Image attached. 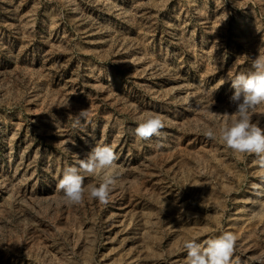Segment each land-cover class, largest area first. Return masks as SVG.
I'll return each mask as SVG.
<instances>
[{
    "label": "rangeland",
    "instance_id": "1",
    "mask_svg": "<svg viewBox=\"0 0 264 264\" xmlns=\"http://www.w3.org/2000/svg\"><path fill=\"white\" fill-rule=\"evenodd\" d=\"M259 50L264 0H0V264H184V239L223 231L253 264L262 170L203 130ZM149 113L166 127L140 140ZM98 144L122 172L109 203H65L64 168Z\"/></svg>",
    "mask_w": 264,
    "mask_h": 264
},
{
    "label": "clouds",
    "instance_id": "2",
    "mask_svg": "<svg viewBox=\"0 0 264 264\" xmlns=\"http://www.w3.org/2000/svg\"><path fill=\"white\" fill-rule=\"evenodd\" d=\"M252 69L247 74L239 73L230 79L234 91L229 103L234 106V111L220 114L225 117L224 123L204 129L203 135L218 141L233 153L254 156L256 165L262 170L259 179L264 182V127L260 126L259 120H253L258 111L264 115V51L259 50L252 60ZM88 117V109H82L76 115L75 123L87 121ZM165 127L162 116L149 113L138 122L135 135L140 140H150L161 137ZM156 146L163 147L160 143ZM117 160L112 146L98 144L83 159H77L74 165L65 167L56 186L64 202L78 205L87 196L107 205L122 176ZM86 177H97L99 183L86 185ZM253 188L258 196H264V184H255ZM237 240V235L232 231H223L203 241L197 237L186 238L182 242V250L186 252L184 264H239L235 256ZM252 261L253 264H264V253L252 257Z\"/></svg>",
    "mask_w": 264,
    "mask_h": 264
}]
</instances>
